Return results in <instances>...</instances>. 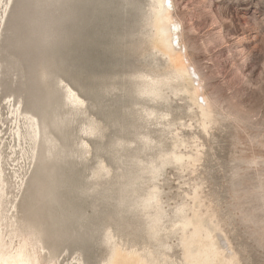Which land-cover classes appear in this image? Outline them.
<instances>
[{
    "label": "rangeland",
    "instance_id": "obj_1",
    "mask_svg": "<svg viewBox=\"0 0 264 264\" xmlns=\"http://www.w3.org/2000/svg\"><path fill=\"white\" fill-rule=\"evenodd\" d=\"M153 5L0 0L3 239L42 264H103L117 243L186 264L195 217L233 264H264V0H169L189 77L152 45Z\"/></svg>",
    "mask_w": 264,
    "mask_h": 264
},
{
    "label": "bare ground",
    "instance_id": "obj_2",
    "mask_svg": "<svg viewBox=\"0 0 264 264\" xmlns=\"http://www.w3.org/2000/svg\"><path fill=\"white\" fill-rule=\"evenodd\" d=\"M169 6V0H154L153 10L156 12V15L154 17V20H152L156 39L154 43L155 45H152L157 48L158 53H161L162 57H165L166 60L173 65L174 73L176 76L187 74L188 76L186 77H189L190 74L192 75L193 69L190 72V68L185 63V59L179 43H177V37L175 38L176 35L173 32L175 26L174 24L170 23L172 20L170 17ZM167 24L170 27H168ZM153 37H155V35ZM63 88L66 91V98L70 104H83V99L81 100L77 93L70 86L64 84ZM192 88L194 90L192 93V97L195 99H199L198 86L194 87L192 85ZM202 111L203 115L206 116L205 110ZM17 112L18 111H14L15 114H17ZM23 119L25 120L26 127L29 130L28 136L30 137L29 140L31 142V145H34L37 137V124L34 118L31 116L24 115ZM17 136H20L18 131ZM178 157L179 155L177 157H174V160H179ZM1 174L2 171L0 170V207L3 198L6 197V193L4 192V182L1 179ZM95 175H98V173H95ZM3 220L7 221L8 227L10 228V233L12 235L15 233L13 216L1 217L0 214V264H42L40 251L35 246L27 242H22L14 248L12 247V243L4 242L2 232ZM158 220L159 218L156 217L154 220L155 225L151 226L153 233H155V230L157 228L156 224ZM189 228H191V230H188ZM180 230V244L183 248L184 261L186 264H233L231 259H226L221 255V253H219L216 244L214 243L216 240L213 241V238L210 235V231L205 227L204 221H202L201 219L195 217L193 219L183 220L180 223ZM109 240H111V237H107V241ZM117 244H113L111 249L109 247L110 251L108 257L103 262V264L163 263V261L160 262L161 255L154 256L151 252L145 250L143 251V249L142 251H137L130 248L127 249L126 247ZM49 263L51 264V260L49 261Z\"/></svg>",
    "mask_w": 264,
    "mask_h": 264
}]
</instances>
